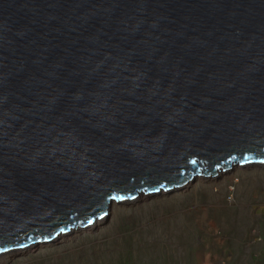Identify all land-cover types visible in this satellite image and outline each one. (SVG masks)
<instances>
[{
  "label": "water",
  "instance_id": "1",
  "mask_svg": "<svg viewBox=\"0 0 264 264\" xmlns=\"http://www.w3.org/2000/svg\"><path fill=\"white\" fill-rule=\"evenodd\" d=\"M252 157L264 0H0L3 251Z\"/></svg>",
  "mask_w": 264,
  "mask_h": 264
},
{
  "label": "rangeland",
  "instance_id": "2",
  "mask_svg": "<svg viewBox=\"0 0 264 264\" xmlns=\"http://www.w3.org/2000/svg\"><path fill=\"white\" fill-rule=\"evenodd\" d=\"M242 165L221 189L195 179L117 201L97 225L0 253V264H264V164Z\"/></svg>",
  "mask_w": 264,
  "mask_h": 264
},
{
  "label": "bare ground",
  "instance_id": "3",
  "mask_svg": "<svg viewBox=\"0 0 264 264\" xmlns=\"http://www.w3.org/2000/svg\"><path fill=\"white\" fill-rule=\"evenodd\" d=\"M197 159H194L193 161H196ZM236 162V163H235ZM196 163H197V161H196ZM201 163H202V166H203V168L206 170L207 169V167H206V164H205V162L202 160L201 161ZM238 164H239V160H236V159H233V160H230V168H225L224 170L222 169V167L220 166V167H216V164H214V168H215V172L218 174L217 175V177H212L213 175H212V173H209V175H206V173H204V175H201L202 174V168H199V170L197 171V173H195V174H192V172L189 170L188 171V173L189 174H192L191 175V179H189L188 178V176L187 175H183L186 179H187V181L183 184V185H179V186H175L174 184L172 185V187H169V188H159V189H161V190H167V189H169V190H167V191H172V190H174V189H176V188H189V186L190 185H192V182H193V180H199L200 181V183L202 184V185H204L205 187H209L210 185H211V183L213 182V184L215 185V186H218L220 189L223 187L222 186V181H221V179H223V178H230V177H232L233 176V174L235 173V170H237V169H239L238 167ZM240 164H244V165H242L241 166V168H242V170L244 171V173H252V171H251V168H253V167H248V166H253V165H260V164H264V162H262V161H243V163H240ZM233 165L236 167H234L233 168ZM238 166V167H237ZM246 168H245V167ZM248 167V168H247ZM200 173V174H199ZM144 190H140L139 192H136V195L138 196H142V200H145V198L144 197H150V195H148L149 193H155V192H145ZM160 192H162V191H159V193ZM135 195V196H136ZM145 195V196H144ZM135 196H133V197H135ZM136 196V197H137ZM132 197V198H133ZM132 198H130V199H132ZM130 199L129 198H125V199H123V200H114V199H110V203L107 205L106 204V210H108V212L106 211V213H108V215H110V213H112L113 212V209L115 208V206H116V202L117 201H119V202H121V201H124V200H127V202H129L130 201ZM133 201H134V199H132ZM124 203V202H123ZM117 204H118V202H117ZM117 207V206H116ZM105 216H107V214L106 215H104V216H102V217H94L93 218V224H92V227H93V225H97V221H101V220H103L104 219V217ZM98 219V220H97ZM88 224H85V225H83V226H81V225H76V228H75V226H70L69 228H68V230H66V231H64V232H58V233H56L55 234V236H53L52 238H50V239H48V240H52V239H54L55 237H57L58 235H62V234H69V233H71V232H73V230L75 231V230H80V228L81 227H84L85 228V226H87ZM90 227H91V225H90ZM83 228V229H84ZM28 238L29 239H31V236H29L28 235ZM48 240H43L44 242L45 241H48ZM38 241H35V242H32V243H29V244H27V245H24V246H21V247H16V249H27V248H29V246L28 245H31V244H33V243H37ZM13 248H15V247H12V248H9V249H7V250H4V251H2V252H0V253H4V252H6V251H9V250H14ZM20 251V250H19Z\"/></svg>",
  "mask_w": 264,
  "mask_h": 264
},
{
  "label": "snow or ice",
  "instance_id": "4",
  "mask_svg": "<svg viewBox=\"0 0 264 264\" xmlns=\"http://www.w3.org/2000/svg\"><path fill=\"white\" fill-rule=\"evenodd\" d=\"M262 162H264V161H262ZM192 163L195 164L196 162L193 161ZM161 187H163V185ZM153 191H160V189L159 188L158 189H153ZM117 199L123 200V199H125V197H117ZM92 222H93L92 220H88V224H91ZM61 231H63V229ZM0 251H3V249H0Z\"/></svg>",
  "mask_w": 264,
  "mask_h": 264
},
{
  "label": "clouds",
  "instance_id": "5",
  "mask_svg": "<svg viewBox=\"0 0 264 264\" xmlns=\"http://www.w3.org/2000/svg\"><path fill=\"white\" fill-rule=\"evenodd\" d=\"M160 188H163V187H160ZM144 191H146V190H144ZM139 192V191H138ZM147 192V191H146ZM149 192V191H148ZM150 192H155V191H150ZM132 198V197H131ZM130 199V198H129ZM121 200V199H120ZM61 232V231H60ZM58 233V232H57ZM18 247H21V246H18ZM9 249V248H8ZM14 249H16V248H14ZM7 250V249H6ZM2 252V251H1Z\"/></svg>",
  "mask_w": 264,
  "mask_h": 264
}]
</instances>
